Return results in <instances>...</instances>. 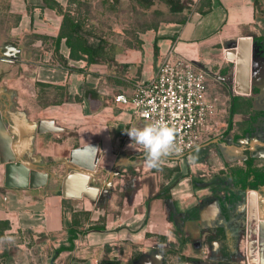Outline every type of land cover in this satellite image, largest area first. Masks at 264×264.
Instances as JSON below:
<instances>
[{"label": "crops", "instance_id": "1", "mask_svg": "<svg viewBox=\"0 0 264 264\" xmlns=\"http://www.w3.org/2000/svg\"><path fill=\"white\" fill-rule=\"evenodd\" d=\"M55 1L64 9L68 6V0ZM7 3L9 12L20 18L16 34H59L62 16L46 8L43 0ZM196 4L182 10L181 21L159 22L155 28L136 31L133 38L101 37L112 46L113 62L89 65L85 58L71 60L64 39L59 53L66 66L46 44L40 47L42 62L21 47L7 57L5 62L20 71L17 83L35 97L36 122L53 121L64 130L30 132L19 142L12 136L13 155L47 173L48 179L43 187L6 188L0 166V221L8 223L1 236L6 245L1 264L264 261V186L243 189L239 181L246 172L250 181L264 169V0ZM201 4L210 9L201 13ZM170 50L208 74L212 95L222 85L230 90L232 102L237 95L251 107L231 114L220 135L149 169L144 150L126 137L128 129L146 123L117 107L114 97L129 96L134 83L148 81ZM6 96L8 102L0 96V112L10 124L27 130L31 124L15 111L9 113L11 97ZM97 100L102 105L91 110L90 103L96 106ZM80 126L87 132L73 134ZM104 128L109 154L102 153L99 141ZM95 141L99 149L90 185L99 187L97 199L64 198L61 182L70 152ZM45 145L57 158L53 163L41 154ZM173 168L177 170L170 172Z\"/></svg>", "mask_w": 264, "mask_h": 264}, {"label": "built area", "instance_id": "2", "mask_svg": "<svg viewBox=\"0 0 264 264\" xmlns=\"http://www.w3.org/2000/svg\"><path fill=\"white\" fill-rule=\"evenodd\" d=\"M196 3L191 0L188 8H195ZM114 104L129 109L146 124L160 120L174 127L181 151L169 158L187 155L228 126L227 102L208 92L206 72L198 64L177 57L173 50L161 59L148 81L134 83L129 96L117 94Z\"/></svg>", "mask_w": 264, "mask_h": 264}, {"label": "rangeland", "instance_id": "3", "mask_svg": "<svg viewBox=\"0 0 264 264\" xmlns=\"http://www.w3.org/2000/svg\"><path fill=\"white\" fill-rule=\"evenodd\" d=\"M7 1L8 0H0V96L4 101L7 100V94H9V98L11 97V104L8 109L9 113L15 111L23 122L35 124L37 118L35 113L37 110L35 97L32 96L30 91H25L17 83L20 71L17 70L16 65L5 62L8 61V59L4 55V52H15L14 49L21 47L24 51L30 52L35 60L42 62L41 56H43V54L40 47L44 44L39 40H34L32 38L33 34L28 33L23 36L16 34L15 26L19 23L20 18L9 12ZM118 1V6L113 12L109 10L108 3L101 0H86L85 5L74 3L66 9L70 10L71 14L75 17L79 16L80 19L84 21L86 29L89 30L93 36L104 37L105 39L107 36L111 37L117 34L133 38L135 32L138 30L155 26V24L159 23L161 20L180 19L183 16L181 13H170L168 7L161 0H153L152 7L147 10L140 8L135 0ZM189 2L191 3V1ZM156 9L161 10L163 14L161 16H153L151 13ZM39 43H41L40 46H38ZM47 45L49 46L50 44L48 43ZM3 106L4 103L0 104V108H4ZM11 117L13 118V114H11ZM226 121L229 124V118L226 119ZM81 131L82 136L84 132H87L84 126H80L77 132H73V134H80ZM49 151L50 150L46 146V149L41 151V154L47 157L48 163H53L52 159L57 158L53 157ZM46 154L48 156H46ZM1 236L4 238L5 233L0 231V253L4 251L6 247L4 240H1ZM0 255H2V253ZM1 262L2 260L0 258V264Z\"/></svg>", "mask_w": 264, "mask_h": 264}, {"label": "water", "instance_id": "4", "mask_svg": "<svg viewBox=\"0 0 264 264\" xmlns=\"http://www.w3.org/2000/svg\"><path fill=\"white\" fill-rule=\"evenodd\" d=\"M12 53L14 51L4 52V55L10 57ZM63 130L53 121H38L29 125L27 130H22L20 127L10 124L0 112V166L3 171L4 186L6 188L33 189L45 186L48 179L47 173L39 171L35 166L22 160L19 155H13L11 150L13 135L19 142L24 140L25 135L30 132L31 134L34 132L37 134L61 133ZM99 141L102 153L109 154L110 148L105 128L101 129ZM98 149V141H95L83 144L70 152L69 163L64 164L66 174L61 182V193L64 198L81 199L85 196L93 201L97 199L100 189L90 185V180L95 175L93 170ZM142 262V259H138L134 264Z\"/></svg>", "mask_w": 264, "mask_h": 264}, {"label": "trees", "instance_id": "5", "mask_svg": "<svg viewBox=\"0 0 264 264\" xmlns=\"http://www.w3.org/2000/svg\"><path fill=\"white\" fill-rule=\"evenodd\" d=\"M105 3H108L109 10L111 12L116 10L119 1L118 0H101ZM167 7L170 13L172 14H180L182 10L185 8L186 0H161ZM86 0H68V6L78 3L80 5H85ZM110 2V5H109ZM137 5L144 9H150L153 5V0H135ZM43 5L49 9L56 10L62 16V22L60 25L59 34L55 38L33 34L32 38L34 40H39L42 44L50 42L53 47V56L55 59L59 61V63L66 66V60L63 59L62 55L59 53V46L61 41L64 39L66 46L70 50L69 59L71 60H81L85 58L87 64H98V63H106L113 62L114 57L112 54V46L109 45L103 38L93 36L89 30L86 29V25L84 21L80 19L79 16L75 17L71 14L70 10L64 9L57 1L55 0H43ZM204 4L199 7L201 13H205L210 9V5H206L207 9H203ZM108 10V11H109ZM153 16H161L163 12L161 10H153L151 13ZM180 19H165L160 22L172 21ZM158 24V23H157ZM155 26L144 28H155ZM143 29V30H144ZM125 44H128L125 42ZM43 86V85H40ZM51 88V87H50ZM51 89L62 91L63 89L53 87ZM85 95L88 96V91L85 92ZM91 96V95H90ZM96 99V95L94 96ZM98 105L93 106L90 103V109L95 110L98 106L102 104L97 100ZM251 107V103L244 101L242 98L237 95L233 96V102L231 106V114H235L238 112H247ZM79 148V147H78ZM176 168L170 170V172L176 171ZM241 188L246 189H256L258 186H264V169L261 172H255L253 174L252 179L249 181V173L243 176L242 179L239 180ZM78 221L75 215L73 219V226H77ZM8 228V223L5 221H0V231L4 232ZM75 239V234L71 233L70 240ZM178 264H182V259H179ZM256 264H264V261H261Z\"/></svg>", "mask_w": 264, "mask_h": 264}, {"label": "clouds", "instance_id": "6", "mask_svg": "<svg viewBox=\"0 0 264 264\" xmlns=\"http://www.w3.org/2000/svg\"><path fill=\"white\" fill-rule=\"evenodd\" d=\"M126 133L132 143L144 150V164L149 169L159 168L165 158L181 151L175 128L160 120L142 128L132 127Z\"/></svg>", "mask_w": 264, "mask_h": 264}, {"label": "flooded vegetation", "instance_id": "7", "mask_svg": "<svg viewBox=\"0 0 264 264\" xmlns=\"http://www.w3.org/2000/svg\"><path fill=\"white\" fill-rule=\"evenodd\" d=\"M191 0H186V7H188V5L190 4ZM47 8V7H46ZM50 44V46L52 47V44L50 42H47V43H44V45L46 44ZM206 85H207V88H208V92L211 94V91H210V78L208 76V74L206 73ZM230 90L228 89H224V87L221 85H219L218 88H216V91L214 92L213 95L215 96H218L222 101H226L227 102V117L226 119L230 118L231 116V106H232V101H231V95H230Z\"/></svg>", "mask_w": 264, "mask_h": 264}]
</instances>
